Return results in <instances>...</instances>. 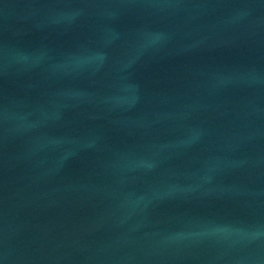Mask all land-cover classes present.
I'll return each instance as SVG.
<instances>
[{
	"label": "water",
	"instance_id": "95a60500",
	"mask_svg": "<svg viewBox=\"0 0 264 264\" xmlns=\"http://www.w3.org/2000/svg\"><path fill=\"white\" fill-rule=\"evenodd\" d=\"M0 264H264V0H0Z\"/></svg>",
	"mask_w": 264,
	"mask_h": 264
}]
</instances>
